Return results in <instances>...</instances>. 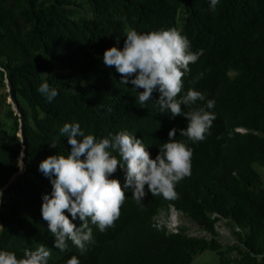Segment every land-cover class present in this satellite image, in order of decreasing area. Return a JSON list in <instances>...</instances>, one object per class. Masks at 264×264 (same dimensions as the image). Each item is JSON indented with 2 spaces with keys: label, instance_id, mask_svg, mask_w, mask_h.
Here are the masks:
<instances>
[{
  "label": "trees",
  "instance_id": "1",
  "mask_svg": "<svg viewBox=\"0 0 264 264\" xmlns=\"http://www.w3.org/2000/svg\"><path fill=\"white\" fill-rule=\"evenodd\" d=\"M125 25L141 32L174 27L193 51L203 50L181 93L193 88L216 101L203 141L180 136L185 117L162 114L153 101L139 106L131 83L122 84L115 67L104 65L107 49L118 39L123 47ZM45 81L59 92L52 103L37 91ZM8 86L20 116L8 111L13 125L0 140V248L20 257L44 244L49 264H66L73 255L80 264H193L206 252L220 264H264V176L258 170H264V0H220L214 11L209 0H0V89ZM73 121L97 138L129 130L153 158L176 128V140L193 152L191 175L176 185L178 198L148 193L137 204L127 191L112 227L100 232L90 224L95 243L84 255L71 241L64 251L55 248L41 215L42 195L52 185L39 164L68 154L59 128ZM3 125L0 118V130ZM15 175L17 182L5 189ZM124 177L118 166L113 178L122 187ZM170 209L213 236L224 220L248 230L246 251L232 258L239 247L190 236L185 228L175 234L159 229L154 219Z\"/></svg>",
  "mask_w": 264,
  "mask_h": 264
},
{
  "label": "clouds",
  "instance_id": "2",
  "mask_svg": "<svg viewBox=\"0 0 264 264\" xmlns=\"http://www.w3.org/2000/svg\"><path fill=\"white\" fill-rule=\"evenodd\" d=\"M219 3L220 0H209L213 11ZM124 37L122 48L118 39L104 52V65L115 67L122 84L131 83L139 106L147 107L153 101L162 114L173 119L185 117L187 127L179 130L180 136L192 143L203 141L216 118L212 111L216 101L193 88L181 95L183 77L203 50L193 51L189 38L174 27L141 32L125 25ZM203 76L200 73L196 79ZM37 91L48 103L59 95L58 89L47 81ZM154 93H158V98H154ZM198 101L202 106H196ZM59 136L67 137L71 150L67 155L48 156L39 164V171L52 185L51 192L42 195V219L55 238L54 247L61 251L71 241L81 255L86 254L95 243L90 224L100 232L112 227L120 216L127 191H131L137 204L148 193L174 200L178 198L176 185L191 175L193 152L186 142L176 140V128L170 130L168 141L160 145L154 158L143 139L126 129L97 138L86 134L81 124L73 121L59 128ZM113 153H118L119 159ZM118 166L125 172L123 187L118 178H113ZM50 256V249L44 244L26 248L20 257L0 248V264H49ZM66 264L80 262L73 255Z\"/></svg>",
  "mask_w": 264,
  "mask_h": 264
},
{
  "label": "rangeland",
  "instance_id": "3",
  "mask_svg": "<svg viewBox=\"0 0 264 264\" xmlns=\"http://www.w3.org/2000/svg\"><path fill=\"white\" fill-rule=\"evenodd\" d=\"M73 1L78 3L83 2V0ZM9 95V86L6 89H0V118L4 124L0 130V140H3L10 134L13 125V119L7 116L8 111L11 109L18 117L20 116L18 107ZM258 170L264 176V170L260 168ZM154 221L159 229H166L169 234L178 233L180 229L185 228L190 236L206 237L210 240L216 238L225 247H239L240 251L235 250L228 255L232 258L239 257L240 252L246 251L244 241L248 230L230 226L227 220L217 223L216 234L214 236L206 233L198 224L174 209H170L169 212L164 211L159 213ZM193 264H220V258L215 253L206 252L195 259Z\"/></svg>",
  "mask_w": 264,
  "mask_h": 264
},
{
  "label": "water",
  "instance_id": "4",
  "mask_svg": "<svg viewBox=\"0 0 264 264\" xmlns=\"http://www.w3.org/2000/svg\"><path fill=\"white\" fill-rule=\"evenodd\" d=\"M22 137V136H21ZM22 173V172H21ZM18 176L19 175H15L12 180L10 181V183L7 185V187L5 189H7L8 187H10L11 185H13L14 183L17 182V179H18ZM1 201H2V198H1ZM2 229V223L0 221V230Z\"/></svg>",
  "mask_w": 264,
  "mask_h": 264
},
{
  "label": "bare ground",
  "instance_id": "5",
  "mask_svg": "<svg viewBox=\"0 0 264 264\" xmlns=\"http://www.w3.org/2000/svg\"><path fill=\"white\" fill-rule=\"evenodd\" d=\"M240 131H242V132H243V130H240Z\"/></svg>",
  "mask_w": 264,
  "mask_h": 264
}]
</instances>
